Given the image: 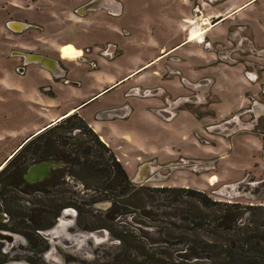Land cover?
I'll return each mask as SVG.
<instances>
[{"label":"flooded vegetation","instance_id":"1","mask_svg":"<svg viewBox=\"0 0 264 264\" xmlns=\"http://www.w3.org/2000/svg\"><path fill=\"white\" fill-rule=\"evenodd\" d=\"M90 1H93L94 9H86L79 13L78 9ZM121 1L83 0L73 8V13L79 17H85L91 12L103 10L106 16L120 17L124 11L121 8L123 7ZM213 3H216V0H185V5H191L189 8L190 17H181L183 24L181 29L188 38H190L189 34L194 26L201 28L200 24H205L200 19L202 9H204L203 4L211 5ZM100 16L99 13V16L95 17L98 19ZM219 19L213 17L210 22L214 24ZM10 20L15 19H9L6 23ZM29 26L32 25L29 24ZM120 29L121 32L124 31L126 35H130L126 27ZM199 30L201 31V29ZM226 33L224 40L211 41L205 34L195 39L190 38L200 43L204 49L214 52L217 63L229 67H240L244 81L250 86L245 94L249 99L248 105L239 107L227 115L228 118H226L227 116L219 118V126L213 130L218 134L220 133L218 131L222 130L220 126L229 130L236 127L237 119L242 115L243 110L247 108L249 112H252L257 105L255 98L260 94L264 95V84L259 80L260 73L264 69L262 60L264 59V45L255 44L249 25L246 24L233 23ZM70 46L75 47L73 44ZM250 46H253L255 51H259L255 52L257 53L255 54L257 58H253L255 60L248 58L252 56V53H249V56L247 53L242 54L243 50L246 48L244 51H248ZM23 50L34 52L29 49ZM91 53L93 54L91 59L82 57ZM43 54L57 59L60 68L59 75L54 76L50 70L39 63L25 62L24 58L18 55L20 61L14 65V71L19 75L28 72L30 77L36 75L34 78L47 79L48 87L41 90L45 92L44 94H53V83L60 82L72 86L84 96V101L78 109L93 104L100 96L109 95L117 87L126 85L122 90V107L106 106L92 113L91 118L95 122L127 119L134 109V104L130 99L139 101L149 98L160 99L163 110L165 106L171 105L170 107L175 113L183 110L192 113L196 118L216 115L214 109L208 108V105L213 102L211 77L192 78L186 75L181 66L182 56L174 53V50L160 54V59L141 66L134 73L114 84L98 83V85L96 77L92 76V73L114 72L112 64L122 54L117 42L94 41L84 45L80 50L77 49L76 63H78L77 66L82 67V70L78 72L79 75L76 79L69 76L72 69L65 62L70 61L64 59L68 56L63 55L62 49L61 53L59 49L57 54L49 52ZM164 58L165 60H163ZM33 63L36 66H32ZM150 68L151 70L147 73L146 70ZM39 69L45 70L49 77H43ZM121 69H126V67ZM18 78L19 76L11 78L13 84L18 83ZM168 79L181 88L174 97L173 93H170L168 88L161 83ZM204 109L206 111H203ZM155 112L162 118H166L172 113L165 110ZM72 115L81 119L82 125L68 128L65 125L57 124L59 122L57 121L37 132L26 134L4 157H0V264H95V262L89 263L91 256L94 260L105 258L103 264H130L133 262L130 259L129 247L138 248L139 246L137 247L134 243L128 245L125 235L114 232L112 225L114 223L124 224L119 223L122 217L132 213L134 216L137 209H140L135 205L134 211L129 210V198L135 192L147 189L143 186L145 182L158 178L159 170L156 167L158 160L156 157H150L137 161L134 167L135 171L130 175L129 169L126 170L113 150L100 139L92 125L78 111L64 115L62 121ZM210 124L212 123L206 124L205 127L209 129L217 125ZM59 126L64 129L61 133L55 131V127ZM205 130L207 129L202 131ZM241 130L234 131L227 136L229 142L234 135H237L236 133L242 132ZM206 133L209 135L208 132ZM93 134L104 146L98 143ZM194 135L195 137L203 136L198 131H194ZM223 140L225 141L224 138ZM90 141L95 143L96 149L92 144H89ZM105 155L108 157L106 164L102 160ZM216 155L220 157L222 154L218 153L213 156ZM211 157L179 154L173 160L158 162V164L160 169L179 167L183 170L196 171L193 166L198 165L199 158L205 163L207 158ZM114 160L121 164L126 177L115 171L112 165ZM191 165L192 167H190ZM211 181L212 184L216 183V181ZM165 187L168 185L153 187L151 190L158 191L159 188ZM145 205V200H143V209L146 208ZM97 209L103 212L98 214ZM125 210L126 212H124ZM169 224L175 225L173 222ZM161 241L168 243L166 246H176V250H178L176 241L167 238H163ZM104 243L109 247L110 244L118 243L121 250L113 256L106 247L101 246ZM141 252L143 251H140L142 263L153 260L151 257L148 258V253ZM176 254L178 257L185 252ZM191 256L192 253L187 252V257ZM152 257H154L153 254Z\"/></svg>","mask_w":264,"mask_h":264},{"label":"rangeland","instance_id":"2","mask_svg":"<svg viewBox=\"0 0 264 264\" xmlns=\"http://www.w3.org/2000/svg\"><path fill=\"white\" fill-rule=\"evenodd\" d=\"M81 1L83 0H0V77L16 78L19 76L17 81L20 80L19 82L23 89H25V91H16L14 89L15 86L10 87L0 84L1 158L18 144L28 131H32L36 126L46 121L45 115L43 117V111L41 110L44 100L59 101L61 106L56 108L59 111H63L65 109L64 106L66 108L74 106L81 100V95L76 93L75 88L68 84L53 83V94H44L45 92L41 90L48 87L47 80L38 77L34 78L36 75H31L30 77L28 72L23 75L17 74L18 72L14 71V65L20 61V57L14 55L12 51L15 49L24 50L15 48L14 45H18L19 43L22 45L25 43H36L38 45L40 43L37 41L42 40L44 36L53 41L77 40L84 45L91 44L94 41H114L117 42L122 50L121 56L117 57L112 64L114 70L125 68L134 61L139 60L143 62L151 60L159 54L158 47L166 43L172 34H174L175 27L173 21L169 20V15L164 10L168 5H161V3L155 1L146 3L145 0H122L124 11L120 17L106 16L102 10L100 12H91L84 18L83 22H71L74 16H78L73 13V8ZM182 6L185 5L182 3ZM182 6L178 3L179 9ZM172 8L174 9V5ZM91 9H94L93 5ZM235 11L239 13L237 12V15L232 19L230 18L232 14L228 15L226 18L229 17L228 19L230 20L225 22L222 27L229 28L232 23L249 25V30L253 34L255 44L264 45V0H251ZM99 13L101 14L100 17L103 18L98 17L97 19L95 17L96 15L99 16ZM71 14L73 15L71 16ZM57 15L64 17L67 15L69 21H55L56 23L50 26L49 21L53 20V16ZM9 19L19 20L32 26H28V28L23 29L21 32L15 33L7 27L6 21ZM121 27H126L130 35H126L124 31L121 32ZM162 30H165V32ZM242 33L244 34V32ZM244 50L242 54L247 53V56H249V53H252V56L248 58H252V60H255L253 58H257L255 55L257 53L255 52L259 51H255L253 46H250L248 51ZM260 53L262 54V52ZM92 55L91 53L82 57L91 59ZM160 58L161 56H157L154 60ZM262 60L264 61V59ZM69 61L65 62L72 69L69 76L72 79H76L82 67L77 66V58L69 59ZM83 65L85 66V64ZM150 70L151 68L146 70V72L148 71L147 73H149ZM206 71L208 75L212 74L209 69H206ZM214 73L218 75V72ZM260 74L259 80L264 84V69ZM231 76L234 77L233 74ZM231 79L233 80V78ZM168 80L170 82L166 87L170 93H173L172 96L174 97L181 88L176 83H173L171 79ZM37 89L39 92H37ZM230 92V97H233V94L236 93V91ZM228 99H226L227 104ZM255 100H257V105L252 112H249L245 108L242 115L237 119L238 123L236 127L229 130L224 126H220L222 130L218 131L220 132L219 134L216 133L217 131H213L219 126L220 122L218 120L210 122L212 123L210 125H217L208 129L205 127L208 124L206 123L207 119L196 118L195 124H198V129L195 131L203 135L195 137L198 142H196L197 144L193 142V138L191 137L192 132L183 141L175 137L177 132L187 135V131L181 132L180 124L190 123L191 115L189 113L182 114L178 118L177 123L179 125L174 123L173 131L170 128L166 130V126L162 128V126L153 124L151 121L144 123V128L142 125L137 127L138 122L134 123V129L139 128L140 131H145L144 133L156 136L158 139L156 142L158 144L156 145L157 151L165 150L166 146H170L171 148L174 144V146H179L183 151L185 149L191 154L199 155L205 153L203 146L207 143H209L208 145L218 147L219 151L211 153L212 157L207 158L205 163L199 158L198 165L193 166L196 171L183 170L179 167L160 169L157 161L158 178L145 182L143 186L147 187V189L135 192L129 198L130 207L128 209L134 211L133 207L135 205L140 209H137L134 216H132V213L126 217H122L119 223L124 224L114 223L112 225L114 232L125 235L128 245L134 243L137 247H140H129L130 259L133 261L130 264L142 263L140 251H143L141 253L146 252L151 255L153 253L154 256L151 257L153 260L143 262L142 264H171V261H174L171 258L178 255L176 253L186 252L185 250H176V246H166L168 243L161 241L163 238L177 242L181 238L182 240H187V238L194 237V245L196 246H206L203 245L204 243L218 245V235L212 232L211 226L191 230L185 229L186 227L195 226L196 223H202V221L194 217V212L193 214L186 211L181 212V207H185L184 204L186 203L181 204L178 201H190V203H193L194 211L199 209L200 214H204L210 209L212 210L213 206H210L209 209L204 208L201 202L207 203L205 199L195 195H183L179 199H173L174 197L171 196L170 199L166 200L167 197L163 196L164 193L151 190L153 187L168 185V187L184 186L196 190L204 188L201 191L205 192L207 197L212 201L227 204L238 203L244 207L252 206V209L247 210L242 220V223H253V225L248 224V228H253L254 223H264V95L260 94ZM89 109L92 110V108ZM75 110L76 108L73 109V111ZM203 111H206V109ZM61 122L62 120L57 122V124H61ZM162 122L166 121L163 120ZM205 128L207 130L202 131ZM55 129L59 133L64 130L61 126L55 127ZM240 130L242 132L236 133L237 135L233 136L232 144L230 145L229 137L227 136L234 131L238 132ZM104 131L107 132L109 130L104 129ZM245 134L250 135L251 139ZM193 136L195 135L193 134ZM82 137L85 138L86 136ZM224 142L230 146H225L226 148L222 150L219 149L221 145H225ZM89 144H92L93 148L96 149L95 143L90 141ZM218 153L222 155L220 157L218 155L213 156ZM128 156L130 157L127 159L129 162H126V159H122L121 162L126 170L133 166L130 171L131 175L135 171V163L132 165V162H130L132 157ZM225 156L227 157L225 158ZM102 160L105 164L108 163L107 155ZM212 173L216 174L217 179L216 176H212L211 179H214L211 181L210 179L208 180L207 176ZM222 179L227 180L226 182L229 183H223ZM209 181H216V183L209 184ZM230 181L232 182L230 183ZM143 200L146 203L145 209L142 207ZM96 212L100 214L103 211L97 209ZM186 216L188 219L184 220ZM196 216L198 215L196 214ZM172 222L175 224L174 226L169 224ZM178 226L183 228L178 229ZM259 228L260 230L264 229L263 226H259ZM187 231L190 232L188 233ZM231 233L234 235L233 231ZM222 234L223 237L219 238L225 240L228 234ZM101 246L106 247L107 251L113 256L121 250L118 243L116 245L110 244V247L106 243ZM199 247L194 248V251L191 252L193 253L192 256L186 258L187 263L190 264L193 261L196 263H207L210 253H216L215 250L211 252L207 251L205 247L203 249ZM187 252L190 253V250H187ZM121 253L122 257L123 251ZM171 255L172 257H169ZM104 259L99 258L94 260L93 256H91L89 263L95 262V264H101L105 261Z\"/></svg>","mask_w":264,"mask_h":264},{"label":"crops","instance_id":"3","mask_svg":"<svg viewBox=\"0 0 264 264\" xmlns=\"http://www.w3.org/2000/svg\"><path fill=\"white\" fill-rule=\"evenodd\" d=\"M109 1L115 2V0H109ZM152 1L159 2L161 3V5H168L167 7H165L164 10L168 13L169 20L173 21V25L175 27L173 32L174 34H172L171 38H169L166 41V43H163L158 47L159 54L157 56H160V54L162 53L172 52L174 50V53H177L182 56L181 66L186 75L192 78H198L201 76L211 77V81L213 83L212 84L213 102L208 105V108L214 109L216 115L214 117H210V116L203 117L202 119L203 120L207 119L206 123L214 122L221 117H225L231 114L241 106L242 107L247 106L249 103V99L245 94L246 91L249 90L250 86L247 85V83L244 81L241 73V68L229 67L227 65L217 63L214 52H210L204 49L200 43L191 40L183 33V30L181 29L183 26L181 17L182 16L190 17L189 8L191 7V5H185L184 4L185 0H145L146 3H150ZM250 1L251 0H223L219 2L216 0V3H213L211 5L203 4L204 9H202V14L200 16V19H202V23L205 24H200L201 28H196V29L198 30L201 29V31L203 30V32L200 35L202 36L203 34H205L211 41L224 40L227 34L226 31L228 27H222V26L225 24V22L230 20L228 19L229 17L228 18L226 17L232 14L230 15L231 16L230 18L232 19L234 16L237 15L238 11L236 12L235 10H238L241 6L245 5ZM178 3H180L181 6L183 3L185 6H182L181 9H179ZM173 5H174V9L172 8ZM122 6L124 10V5ZM181 13H185V14H181ZM67 15L65 17L61 15L53 16V20L49 21V25L50 26L54 25L56 23L55 21H61V20L69 21ZM72 15L73 14H71V16ZM85 17L74 16L72 18L73 20L71 19V22H75V23L83 22ZM213 17L220 19L216 23L212 24L210 20ZM162 31L165 32V30ZM37 42H39L40 44L36 45V43L33 44L25 43L22 45L21 43H19L18 45H15V47L22 49H29L34 51L35 53L43 54L44 52H49V53L57 54L59 49L61 53L62 47L67 44L68 45L73 44L78 50L82 49V47L84 46V44L78 42L77 40L53 41V40H49L45 36L44 38H42V40H38ZM157 56H155L154 58L148 61H143V62L139 60L134 61L133 63L129 64L126 67V69H114L113 73L112 72L108 73L106 71L95 72L92 73V76L96 77L97 85L98 83L114 84L117 81H120L121 79L125 78L127 75H131L141 66L153 61ZM73 58L75 57H66L64 59H73ZM32 66H36V64L33 63ZM33 69L34 68L32 67V70ZM206 69H209L210 72L213 74V76L212 74L208 75ZM39 72L43 77L48 76V73L43 69H39ZM214 72H218V75H216ZM231 74H233L234 77L235 76L237 77L234 78L231 76ZM97 78L99 79L97 80ZM230 78H233V80L232 79L230 80ZM131 82L133 81L131 80ZM169 82H170L169 80L161 81V83L165 86H168ZM0 84H2L3 86L14 85L16 91L17 90L25 91V89H23L19 81L18 83L13 84L11 78L7 76L0 77ZM125 87H126L125 84L117 87V89H115V93H110L109 95L106 96H100L96 102L82 109H78V107L84 101V96L77 89L74 90L76 91V93H79L81 95V100L74 106H70L68 108L64 106L65 109L63 111L56 110L58 106H61L59 101L52 102L50 100H44L43 101L44 104H42L41 110L43 111V117L45 115L46 121L41 125L36 126L32 131H28V133L37 132L50 124L62 120V118H64V115L78 111L81 114V116L92 125L94 130L98 133L100 139L113 150V152L120 159V161L122 159H126L125 161L127 162L128 161L127 159L130 158L128 155H130L132 157V160L130 162L133 163H136L141 159H148L150 157H156L158 162H168L170 160H173V158H175L179 154L188 155V156L208 157L211 156V153H215V151L218 150L217 149L218 147L206 144L205 146H203L205 153L198 155V154H191L188 150L185 149L183 151L179 148V146L176 145L174 146L173 144L171 148L170 146H166L165 150L157 151L156 145L158 144H156V142L158 141V139L156 138V136L152 134L144 133L145 131H140L139 128L134 129L133 127L134 123L138 122L137 127L142 125V127L144 128L145 127L144 123H146L147 121H151L153 122V124H158L159 126H162V128L163 126H166V130L170 128V130L173 131L175 125L174 123H177L178 118L182 114L189 113L187 111H180V113L179 112L175 113L174 111H172L170 107L171 105H169V106H165L164 110L172 112L171 115L167 116L166 118H162L159 114L155 112V111L157 112L164 111L163 108L161 107L163 105L160 99L149 98L141 101L130 99L131 102H133L134 104L133 106L134 109L132 110V114H130V116L127 119H114L112 121H99V122L93 121L91 118L92 113L106 106L107 107L114 106L113 108L118 106L122 107V99H123L122 90H124ZM230 91H236V93L233 94V97H230L231 95ZM37 92H39L38 89ZM226 99L229 100L228 101L229 105L227 104ZM75 108L76 110L73 111V109ZM89 108H92V110H90ZM189 115H191V121L193 120V122L190 121V123L180 124L181 132L185 130L187 131L186 132L187 135L177 132L175 137L180 138L183 141L186 140L189 136V133L192 132L191 137L193 138V142L196 143V139L195 136H193V134L194 131L198 129L197 127L198 124H195L196 117L192 113H189ZM158 117L160 119H163L167 123L162 122L163 120H160ZM104 129L109 131L105 132ZM245 135L248 136V134ZM248 138L251 139L250 135L248 136ZM224 144L225 145H221L219 149L222 150L226 148L225 146L227 147L230 146L232 144V140L231 142H229L230 145L227 144L226 142H224ZM226 157L227 156H225V158ZM131 169L132 167L129 168L128 170L129 173ZM212 176H216V174L215 173L209 174L207 176L208 180L209 179L211 180ZM222 180L224 181L223 183H229L226 182L227 180L224 179ZM231 182L232 181H230V183ZM199 190H204V188L203 189L199 188Z\"/></svg>","mask_w":264,"mask_h":264},{"label":"trees","instance_id":"4","mask_svg":"<svg viewBox=\"0 0 264 264\" xmlns=\"http://www.w3.org/2000/svg\"><path fill=\"white\" fill-rule=\"evenodd\" d=\"M82 123L81 119L76 115L69 116L61 122L63 126L65 125L68 128L80 126ZM67 127H65V129H68ZM93 136L98 140L94 134ZM98 143L103 145L99 140ZM112 165L116 172L123 174L124 177H126L124 174L125 171L119 162L114 160ZM158 191L165 194H163V196L167 197L166 200L170 199L171 196L174 197L173 199H179L183 195H195L205 199L207 203L201 202L204 208L209 209L210 206H213L212 210L210 209L206 213L200 214L199 209L194 211L193 203H190V201H178L181 204L186 203L184 204L185 207H181V212L186 211L192 214L194 212V217L202 221V223H196L195 226L186 227L185 229L191 230L195 228H203L204 226H211L213 229L212 232L218 235V245L204 243L203 245L208 247H199L194 245V237L187 238V240H182L181 238L180 241H177V249L185 250L186 252L178 257H172L171 259H174V261H171V264H189L187 263L188 261H186V258H188L187 250H190L191 253L196 247L201 249L205 247L207 251L213 252L212 250H215L216 253H210V258L207 263H196L193 261L190 264H264V229L260 230L259 228V226L264 227V223H254L253 228H248V224L253 225V223H242L244 215L247 213V210L252 209V206L244 207L238 203L227 204L212 201L207 197L205 192L192 188L165 187L162 189L159 188ZM195 213L198 216H196ZM182 219L184 218L182 217ZM186 219H188L187 216L184 220ZM177 228L182 229L183 227L178 226ZM232 231L234 232V235H232ZM187 232L189 233L190 231ZM222 233L228 234V237L225 240L219 238L223 237ZM147 255L148 258L152 257L150 253Z\"/></svg>","mask_w":264,"mask_h":264},{"label":"water","instance_id":"5","mask_svg":"<svg viewBox=\"0 0 264 264\" xmlns=\"http://www.w3.org/2000/svg\"><path fill=\"white\" fill-rule=\"evenodd\" d=\"M92 2L90 1L86 3L85 5L81 6L78 9L79 13H82L86 9H91ZM29 24L19 21V20H10L7 22V27L13 31L20 32L23 29L27 28ZM12 53L14 55L22 56L24 58L25 62H36L39 63L44 68L51 71V73L56 76L60 73V68L58 67V61L54 57L44 55L41 53H35V52H28V51H21V50H13Z\"/></svg>","mask_w":264,"mask_h":264},{"label":"bare ground","instance_id":"6","mask_svg":"<svg viewBox=\"0 0 264 264\" xmlns=\"http://www.w3.org/2000/svg\"><path fill=\"white\" fill-rule=\"evenodd\" d=\"M201 33L202 32L200 30L196 29V27H193L189 36L190 38L195 39V38H198ZM62 53L64 56L75 57L77 54V49L73 46L66 45L62 48Z\"/></svg>","mask_w":264,"mask_h":264}]
</instances>
